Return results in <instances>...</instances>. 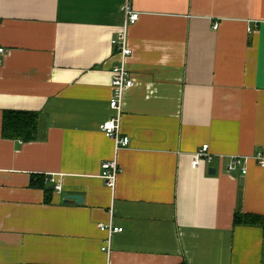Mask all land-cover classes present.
I'll use <instances>...</instances> for the list:
<instances>
[{"label":"crops","instance_id":"0c3cea01","mask_svg":"<svg viewBox=\"0 0 264 264\" xmlns=\"http://www.w3.org/2000/svg\"><path fill=\"white\" fill-rule=\"evenodd\" d=\"M125 1L0 0V264H264V225H235L264 224V168L227 172L264 152V0H133L116 155L101 125ZM9 112L38 116L32 141L3 136ZM204 145L214 161L194 169Z\"/></svg>","mask_w":264,"mask_h":264},{"label":"built area","instance_id":"2783aa9c","mask_svg":"<svg viewBox=\"0 0 264 264\" xmlns=\"http://www.w3.org/2000/svg\"><path fill=\"white\" fill-rule=\"evenodd\" d=\"M122 12L124 14L123 27L117 37L111 41L113 50L120 58L119 63L114 66L112 71V98L110 100V108L114 112V115L101 125V131L105 137L114 142L116 155L119 151L128 148L131 145V139L128 136H124L121 132L122 101L124 93L135 86V80L133 79L132 74L128 71L126 63L133 53L129 46V31L134 25H136L141 15V13L134 9L133 0L125 1ZM218 28L219 24L216 23L214 29L217 30ZM5 53L6 50L0 48V65ZM250 160L255 161L259 167L264 168V152H257L252 157H230L227 165V172L234 176L238 175L237 173H240L241 176H246L248 173L247 163ZM213 161L214 156L209 151V145H204L194 154L192 167L198 169L202 164H212ZM121 172L117 157H115L113 160L103 163L101 179L110 189L114 190ZM48 181L55 185V191L62 192V184L58 182L56 177H50ZM98 227L102 232L107 233V238L102 251L109 256L113 237L116 234L122 233L124 229L116 227L112 223L107 225L100 224Z\"/></svg>","mask_w":264,"mask_h":264},{"label":"trees","instance_id":"16d2710c","mask_svg":"<svg viewBox=\"0 0 264 264\" xmlns=\"http://www.w3.org/2000/svg\"><path fill=\"white\" fill-rule=\"evenodd\" d=\"M38 116L35 114L14 113L5 114L3 125V136L9 139L22 140L30 142L37 132ZM42 185L41 179L38 180ZM263 226L261 217L251 215H235V225Z\"/></svg>","mask_w":264,"mask_h":264},{"label":"water","instance_id":"95a60500","mask_svg":"<svg viewBox=\"0 0 264 264\" xmlns=\"http://www.w3.org/2000/svg\"><path fill=\"white\" fill-rule=\"evenodd\" d=\"M210 174H211V175H214V174H215L214 169H211V170H210ZM66 200H75V201H77L78 203H82V197H79V196H69V197H67Z\"/></svg>","mask_w":264,"mask_h":264}]
</instances>
